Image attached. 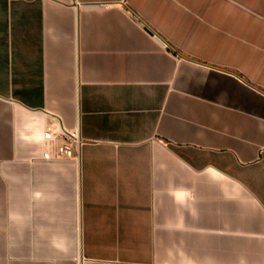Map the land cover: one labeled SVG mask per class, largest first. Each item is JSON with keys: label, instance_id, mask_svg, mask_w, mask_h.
I'll list each match as a JSON object with an SVG mask.
<instances>
[{"label": "crops", "instance_id": "obj_1", "mask_svg": "<svg viewBox=\"0 0 264 264\" xmlns=\"http://www.w3.org/2000/svg\"><path fill=\"white\" fill-rule=\"evenodd\" d=\"M0 264H264V0H0Z\"/></svg>", "mask_w": 264, "mask_h": 264}, {"label": "built area", "instance_id": "obj_2", "mask_svg": "<svg viewBox=\"0 0 264 264\" xmlns=\"http://www.w3.org/2000/svg\"><path fill=\"white\" fill-rule=\"evenodd\" d=\"M51 122L46 126L45 138L54 137L57 141L55 154L62 158L77 159L84 142L78 126L66 128L58 116L51 115ZM56 129L54 130V127Z\"/></svg>", "mask_w": 264, "mask_h": 264}]
</instances>
